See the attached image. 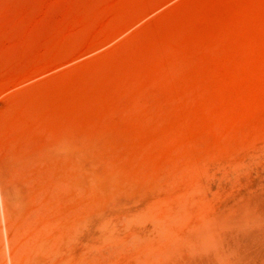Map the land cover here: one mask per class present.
Wrapping results in <instances>:
<instances>
[{
	"label": "rangeland",
	"instance_id": "374dc122",
	"mask_svg": "<svg viewBox=\"0 0 264 264\" xmlns=\"http://www.w3.org/2000/svg\"><path fill=\"white\" fill-rule=\"evenodd\" d=\"M0 264H264V0H0Z\"/></svg>",
	"mask_w": 264,
	"mask_h": 264
}]
</instances>
